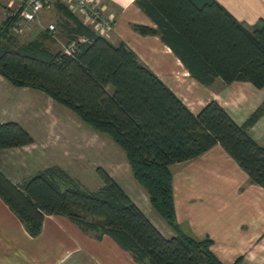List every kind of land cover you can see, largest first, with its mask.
<instances>
[{
  "label": "trees",
  "instance_id": "16d2710c",
  "mask_svg": "<svg viewBox=\"0 0 264 264\" xmlns=\"http://www.w3.org/2000/svg\"><path fill=\"white\" fill-rule=\"evenodd\" d=\"M156 24L131 23L140 33L158 34L191 76L204 84L245 80L264 86V19L239 21L217 0H134ZM59 26L71 53L51 49L48 29L18 42L0 25V74L17 86L41 89L93 129L123 149L132 176L145 188L151 206L173 233L163 234L102 166V183L85 186L58 164L12 182L0 171V197L30 235L46 214H60L95 238L110 235L138 264H242L243 255L223 262L209 235L196 237L177 221L171 164L189 160L215 143L264 187V144L251 125L264 112V100L236 122L216 99L197 112L144 62L124 40L112 42L64 3ZM19 122H0V148L31 143Z\"/></svg>",
  "mask_w": 264,
  "mask_h": 264
},
{
  "label": "crops",
  "instance_id": "0c3cea01",
  "mask_svg": "<svg viewBox=\"0 0 264 264\" xmlns=\"http://www.w3.org/2000/svg\"><path fill=\"white\" fill-rule=\"evenodd\" d=\"M217 1L244 23L264 19V0ZM99 2L105 11L114 14L110 32L103 35L112 42L124 40L193 112L214 98L241 123L264 98V86L256 87L249 81L225 83L217 77L207 85L191 76L158 34H143L132 27L134 22L156 26L134 0ZM52 99L39 88L14 85L0 74V122L15 120L33 137L31 143L0 148V171L12 182L51 164L66 169L61 163L46 160L45 147L52 144L53 128L55 133L69 128V124H62V119L69 120L68 115ZM53 107L60 112L53 113ZM263 120L264 113L251 125V135ZM70 127L86 128L80 122ZM86 131L92 134L93 130ZM128 167V175L123 171V177L110 174L115 179H129L126 187L130 194L117 182L141 209V202L146 204V194L131 180L129 163ZM170 167L175 214L182 228L196 237L209 235L211 249L223 262H231L242 254V264H264V187L249 181L247 173L219 143ZM82 259L93 264H138L108 234L95 238L64 215L46 214L41 231L30 235L0 197V264H63L72 260L81 263Z\"/></svg>",
  "mask_w": 264,
  "mask_h": 264
},
{
  "label": "rangeland",
  "instance_id": "374dc122",
  "mask_svg": "<svg viewBox=\"0 0 264 264\" xmlns=\"http://www.w3.org/2000/svg\"><path fill=\"white\" fill-rule=\"evenodd\" d=\"M59 2L63 3L61 0H52L48 5L43 7L34 20L28 21L24 24L22 32L13 33L12 31L8 30V28L7 30L13 33V35L16 37L18 42H23L32 37L37 36L40 31L47 28V24L49 22H53L55 28L53 29L52 32H50L51 35L45 40V42L53 50L63 48V46L67 43L68 36L65 30H63L59 26V22L63 19V15L61 11H59L56 5ZM7 7H8L7 0H0V25H2V22L6 17L5 11ZM110 30H108L107 32H110ZM263 100L264 98L260 101V103ZM54 102L59 107L58 109L62 110L61 111L62 113L66 112V114L68 115L67 119L69 120L66 121L65 119H62V124L63 125L66 124L67 126L69 124V128L66 131L63 130L62 132L58 131L56 133L54 131L55 128H53L50 136V138H53L52 144L50 148L49 146L45 147L47 151L46 156H48L46 157L47 163H49L50 161L61 163L62 165H64L66 170L70 172L71 175H73L75 178H78L85 186L91 189L97 188L102 183V179L100 178V176L96 171L97 166L105 167V169L109 171V173L116 175L117 177H119L120 175L123 177L124 176L123 171L127 172L126 175H128L129 167H128V161L125 156V152L113 141V139L109 135L93 129L91 126L84 123L77 116V114H75L68 107L56 101ZM260 103H258L254 107V109ZM253 110H251L246 117H248V115ZM52 112L58 113L60 111L56 110L53 107ZM261 115L259 117H261ZM76 122H80L89 130H93L92 134L86 131V128L85 130H83L82 128L79 129L78 127L71 128L70 125H72V123L76 124ZM252 132H253L252 136L258 142L264 144V120L260 122V125H257ZM53 144H55V146ZM130 176H131L130 177L131 180H134V182H136V184L146 194V204L144 201L141 202L142 203L141 209L143 210V212L161 232H163L165 235L172 234L170 232L172 230L169 227V225L151 206L148 199V193L145 190V188L132 175ZM117 177H116L117 181L130 194V192L127 190L128 188L126 187L129 179L121 180ZM80 261L82 262L75 263V260H72L71 262L65 261L63 264H93L92 262L89 261H87L88 263H86V259H84V261L83 259Z\"/></svg>",
  "mask_w": 264,
  "mask_h": 264
},
{
  "label": "built area",
  "instance_id": "2783aa9c",
  "mask_svg": "<svg viewBox=\"0 0 264 264\" xmlns=\"http://www.w3.org/2000/svg\"><path fill=\"white\" fill-rule=\"evenodd\" d=\"M49 0H7L6 21L3 27L13 33L23 31L24 24L34 20L38 13L46 6ZM72 12L79 13L92 24L100 34H105L111 29L114 20L113 12L103 9L99 0H61ZM84 19H82L84 21ZM85 22V21H84ZM86 23V22H85ZM55 28L53 22L47 24V29L52 32ZM75 48V40L67 42L63 51L71 53Z\"/></svg>",
  "mask_w": 264,
  "mask_h": 264
}]
</instances>
